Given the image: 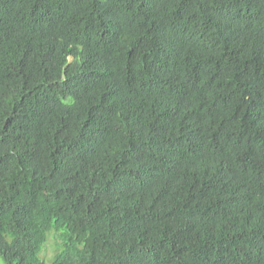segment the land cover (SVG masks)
<instances>
[{"label": "trees", "instance_id": "trees-1", "mask_svg": "<svg viewBox=\"0 0 264 264\" xmlns=\"http://www.w3.org/2000/svg\"><path fill=\"white\" fill-rule=\"evenodd\" d=\"M264 264V0H0V264Z\"/></svg>", "mask_w": 264, "mask_h": 264}, {"label": "rangeland", "instance_id": "rangeland-1", "mask_svg": "<svg viewBox=\"0 0 264 264\" xmlns=\"http://www.w3.org/2000/svg\"><path fill=\"white\" fill-rule=\"evenodd\" d=\"M58 234L54 231H51L48 236L46 243L43 245L42 250L40 252V258L46 263L49 264V262L53 259L55 254L59 250V239Z\"/></svg>", "mask_w": 264, "mask_h": 264}]
</instances>
